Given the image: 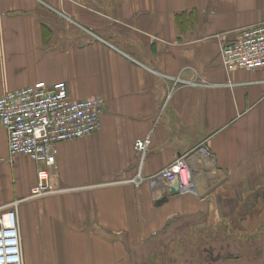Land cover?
<instances>
[{"label":"crops","instance_id":"crops-1","mask_svg":"<svg viewBox=\"0 0 264 264\" xmlns=\"http://www.w3.org/2000/svg\"><path fill=\"white\" fill-rule=\"evenodd\" d=\"M261 22L264 0H0V96L44 80L106 100L100 132L58 145L66 191L39 198L40 166L10 158L0 124V208L18 202L25 264H176L180 243L179 264H264V68L221 57ZM149 135L145 176L211 148L192 156L197 194L157 204L111 183L138 171Z\"/></svg>","mask_w":264,"mask_h":264},{"label":"built area","instance_id":"built-area-1","mask_svg":"<svg viewBox=\"0 0 264 264\" xmlns=\"http://www.w3.org/2000/svg\"><path fill=\"white\" fill-rule=\"evenodd\" d=\"M221 57L228 71L264 68V22L245 28L233 42H222ZM105 109L106 100L101 96L73 99L65 81L39 80L0 96V124L8 131L10 158L26 155L40 166V182L33 188L32 197L66 191L54 186L52 180L58 145L100 132ZM150 144V135L138 138L135 142L141 156L138 171L132 177L111 183L147 185L154 200L169 194L175 183L180 193L197 194L192 156L199 154L211 160L214 157L211 148L202 143L159 172L145 176L141 164ZM188 184L192 190L185 191ZM17 205L15 201L0 208V264H25Z\"/></svg>","mask_w":264,"mask_h":264},{"label":"rangeland","instance_id":"rangeland-1","mask_svg":"<svg viewBox=\"0 0 264 264\" xmlns=\"http://www.w3.org/2000/svg\"><path fill=\"white\" fill-rule=\"evenodd\" d=\"M49 83V82H48ZM28 157V156H27ZM30 158V157H29ZM189 234V233H188ZM182 246H184V243H183V245H181V243L180 244H176V247L175 246H172V247H170V249L171 250H173V248L176 250V252H177V258H176V264H179V257L178 256H180V258H182V251H183V249L184 248H182ZM179 248V249H178ZM164 249H162V246H157V251L155 252L156 253V255L158 254V253H161L162 251H163ZM170 250V251H171ZM174 251V250H173ZM184 256V255H183ZM178 259V260H177ZM183 260H184V258H183ZM180 262H182V260L180 261ZM154 264H161V262L159 261V260H156L155 262H154ZM181 264V263H180ZM182 264H184V263H182Z\"/></svg>","mask_w":264,"mask_h":264},{"label":"water","instance_id":"water-1","mask_svg":"<svg viewBox=\"0 0 264 264\" xmlns=\"http://www.w3.org/2000/svg\"><path fill=\"white\" fill-rule=\"evenodd\" d=\"M177 187H178V183H175V185L172 186V188H171V190H170V194H171V195L174 196V195H176V194L179 193ZM166 201H168V197H167V196H165V197L161 198L160 200H158L157 204H162V203H164V202H166Z\"/></svg>","mask_w":264,"mask_h":264},{"label":"bare ground","instance_id":"bare-ground-1","mask_svg":"<svg viewBox=\"0 0 264 264\" xmlns=\"http://www.w3.org/2000/svg\"><path fill=\"white\" fill-rule=\"evenodd\" d=\"M188 190H192V186L190 184H188L186 186V190L185 191H188ZM186 193H189V192H186ZM182 194H185V193H182Z\"/></svg>","mask_w":264,"mask_h":264}]
</instances>
